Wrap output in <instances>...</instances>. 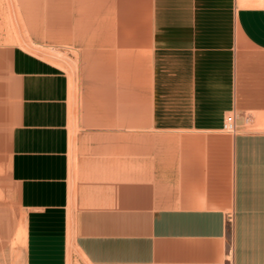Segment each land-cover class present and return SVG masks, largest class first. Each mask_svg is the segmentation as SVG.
Listing matches in <instances>:
<instances>
[{"label":"crops","instance_id":"1","mask_svg":"<svg viewBox=\"0 0 264 264\" xmlns=\"http://www.w3.org/2000/svg\"><path fill=\"white\" fill-rule=\"evenodd\" d=\"M0 264H264V0H0Z\"/></svg>","mask_w":264,"mask_h":264},{"label":"built area","instance_id":"2","mask_svg":"<svg viewBox=\"0 0 264 264\" xmlns=\"http://www.w3.org/2000/svg\"><path fill=\"white\" fill-rule=\"evenodd\" d=\"M222 131L226 134L232 135L235 131V116L233 113L227 114L222 123Z\"/></svg>","mask_w":264,"mask_h":264},{"label":"rangeland","instance_id":"3","mask_svg":"<svg viewBox=\"0 0 264 264\" xmlns=\"http://www.w3.org/2000/svg\"><path fill=\"white\" fill-rule=\"evenodd\" d=\"M62 57H65V55H63ZM5 130H6V127H5ZM5 222H7V221H5ZM8 223H9L10 227L7 228V229L5 230V232H6V236H7V237L10 239V241H11L12 237L17 238V237L19 236V234H18L17 231H14V225L11 223V221H8ZM4 236H5V235H4Z\"/></svg>","mask_w":264,"mask_h":264}]
</instances>
